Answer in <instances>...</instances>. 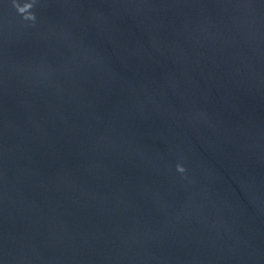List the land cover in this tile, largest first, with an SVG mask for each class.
<instances>
[{"label":"water","instance_id":"1","mask_svg":"<svg viewBox=\"0 0 264 264\" xmlns=\"http://www.w3.org/2000/svg\"><path fill=\"white\" fill-rule=\"evenodd\" d=\"M0 264H264V0H0Z\"/></svg>","mask_w":264,"mask_h":264},{"label":"clouds","instance_id":"2","mask_svg":"<svg viewBox=\"0 0 264 264\" xmlns=\"http://www.w3.org/2000/svg\"><path fill=\"white\" fill-rule=\"evenodd\" d=\"M179 171H183L184 169L180 167L179 165L177 166Z\"/></svg>","mask_w":264,"mask_h":264}]
</instances>
